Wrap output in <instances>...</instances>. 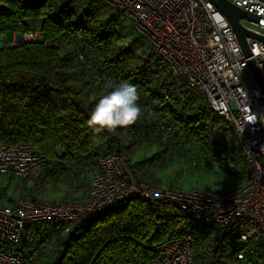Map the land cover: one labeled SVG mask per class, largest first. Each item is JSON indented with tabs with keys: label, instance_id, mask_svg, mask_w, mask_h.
Segmentation results:
<instances>
[{
	"label": "trees",
	"instance_id": "trees-1",
	"mask_svg": "<svg viewBox=\"0 0 264 264\" xmlns=\"http://www.w3.org/2000/svg\"><path fill=\"white\" fill-rule=\"evenodd\" d=\"M75 2L0 0L4 6L0 9L1 36L25 35L29 26L43 34L32 42L0 48V143L29 144L35 152L52 159L38 170L45 175L61 164H72L76 156L95 159L98 155L122 154L136 177L143 180L140 169L128 160L132 146L152 136L160 143L164 141L165 150L183 146L175 142L176 132L169 128L174 122L181 132L179 140L197 136L223 173L234 174L236 160L246 169L237 146H220L221 151L217 148L223 134L236 143L228 124L194 96L185 80L172 78L159 68L149 47L148 52L141 53L145 43L149 46L143 38L132 30L133 38L117 45L127 37L121 32L124 20L111 10L99 9L95 0H89L82 12ZM98 13L110 14L108 20L98 19ZM75 31L83 32L85 44L102 54L103 61L78 59L76 48L81 49V42L73 37ZM65 35L71 41L62 45L58 40ZM153 80L160 81L156 87L151 86ZM168 81L181 82L189 92L180 110L170 102V94L162 92ZM109 82L134 85L142 115L136 123L115 132L96 133L86 121L96 100L110 90L106 87ZM188 108L193 114L183 118ZM230 155L233 159H228ZM155 158L157 155L149 162ZM228 160L233 168H226ZM143 181L157 186L150 180ZM185 220L183 213L167 202L149 204L138 196L130 197L93 216L67 236L53 223L62 237L55 239V256L43 264H147L155 258V249ZM27 232L29 226L23 235ZM205 257L197 255L195 263L204 264ZM31 259L29 253L27 264H37ZM208 264H227L221 247Z\"/></svg>",
	"mask_w": 264,
	"mask_h": 264
},
{
	"label": "built area",
	"instance_id": "built-area-1",
	"mask_svg": "<svg viewBox=\"0 0 264 264\" xmlns=\"http://www.w3.org/2000/svg\"><path fill=\"white\" fill-rule=\"evenodd\" d=\"M227 1L255 17L239 23L264 39V0ZM97 3L102 11L111 10L128 21L133 32L149 44L157 66L172 78L185 80L194 96L228 124L245 160L244 183L227 192L161 188L138 179L124 155H98L82 200L72 196L51 204L26 197L0 199V264H27L26 255L18 250L26 227L50 222L67 236L106 208L134 196L149 204L167 202L186 218L147 264H194L200 254L208 264L218 246L227 264H264V98L249 65L253 60L264 83V42L246 37V57L228 21L208 0ZM0 9H4L1 3ZM74 33L81 42V49L76 48L80 61H103L102 54L85 44L82 31ZM42 35L29 26L13 42H5L2 36L1 45L13 47ZM70 41L67 35L58 40L62 45ZM51 162L29 144L0 143V176L25 179ZM228 166L233 168L229 160Z\"/></svg>",
	"mask_w": 264,
	"mask_h": 264
},
{
	"label": "rangeland",
	"instance_id": "rangeland-1",
	"mask_svg": "<svg viewBox=\"0 0 264 264\" xmlns=\"http://www.w3.org/2000/svg\"><path fill=\"white\" fill-rule=\"evenodd\" d=\"M76 1L77 2H75L74 6L76 7V9L79 10V12H82L84 8L87 6V3L89 2V0H76ZM95 1H96L95 4L98 5L97 0ZM109 15L110 14L105 15V13H100V14L98 13L96 17L98 19H102L106 21L108 20ZM121 24L124 25L123 28L125 30H123L122 25H119V28H122L121 32L127 37H125L124 41L119 40L117 42V45L127 43V41H129L130 38H133V35L131 34L132 29L130 23L128 21H122ZM4 40L5 42H10L12 41V37L10 36V34H7L5 35ZM143 47L144 48H141L140 50L141 53L143 51L148 52V47L150 48V46H148L145 43ZM141 53L140 52L137 53V56H140ZM155 139L156 138L152 136L151 139L145 140V138H142L141 140L137 141L136 145L134 144V147L132 148L128 160L132 164V166H135L136 162L141 161V159L144 158L145 156H147L149 158L148 160L150 161L153 158L152 153L156 154L157 158L154 159V164L152 166L151 164L150 165L147 164L146 166L145 165L142 166L143 169L140 167L141 170L145 171L146 174L152 176L154 179L156 178L159 179V181L156 184L160 186L174 187V188L200 187L211 190L213 192H227L243 185L244 183L243 179L245 178V170L243 169L242 165H240L236 160V165L234 166V168L236 169H233L235 173L234 174L223 173L222 169L219 167V164L216 162L215 158L209 153L207 146L204 143L199 142V140L194 142L193 144H190L189 146L187 145L186 148L182 150L180 149L165 150L162 149L163 148L162 146H165V143L163 144L158 143L157 141L159 140L157 139L155 140ZM143 141L146 142L141 143ZM224 142L236 146V143L232 142V140L228 138L227 140L219 141L217 148H220V151L221 149H223L220 146L225 145ZM146 146H150L151 149L148 150ZM220 156L225 157L222 154ZM149 161L146 162L148 163ZM226 168L229 169V166L228 167L226 166ZM38 172L39 171H35L31 173L26 178L27 180H20L14 177H5L1 175L0 198L9 197V198L17 199L26 196L25 194H21L22 186L27 181L30 183H35L36 178L39 175ZM56 187H57L56 189L59 190V187L61 186L60 184H58ZM42 188L43 187L41 186V188L39 189ZM45 197L47 198V200L52 201L51 198L48 197V195H46ZM47 202L51 204H56L49 201ZM31 227L32 226H29L30 229ZM41 229L42 228H40L37 231L35 226L32 232L34 233L35 231H37L35 233L36 237L32 239V242L36 241L37 247L43 250L42 252H38L35 255H33L32 252L31 261L32 263L35 262L37 264H43L47 261H50L57 252L56 245L54 248V242L56 236L53 235L52 232L48 234L40 232ZM31 244L32 243H28L27 246L28 248H26L27 251L32 250L30 246ZM30 251H28V254L31 253ZM195 264H200V263L196 262Z\"/></svg>",
	"mask_w": 264,
	"mask_h": 264
},
{
	"label": "crops",
	"instance_id": "crops-1",
	"mask_svg": "<svg viewBox=\"0 0 264 264\" xmlns=\"http://www.w3.org/2000/svg\"><path fill=\"white\" fill-rule=\"evenodd\" d=\"M10 36L12 37V41H15L16 39H20L19 34L16 33H11ZM160 81L156 82L153 80L151 86L156 87L159 84ZM167 91L170 94V102L176 106V108L178 110L181 109V107H183L186 103V98H187V94L189 93L187 91V88L185 86H183V84H181V82H173V81H168L167 84H165V90H163L162 92ZM193 114V111L190 110V108L186 109L185 111V115L183 116V118H187L188 116H191ZM170 129H174V132H176V136L177 138L175 139V142H177L178 144H183V146H174L175 149L179 148V149H184L186 148V146L193 144L194 142L198 141L201 142V139H198L197 136L192 135L191 138H184L181 141L179 140L178 136H181V132L177 131V125L176 123L172 122L171 125H169ZM152 137H149V139H151ZM221 141L223 140H227L229 137L226 136V134H223L220 137ZM218 139V138H217ZM231 139V138H230ZM177 140V141H176ZM232 140V139H231ZM129 139L125 142L124 144H128ZM146 141H143L141 143H145ZM158 143H160L159 141H157ZM164 143V141H162ZM233 142V140H232ZM161 143V144H163ZM225 143V142H224ZM235 143V142H234ZM138 145V144H137ZM225 145L227 146H231L228 143H225ZM233 146V145H232ZM237 146V145H236ZM134 146H132L133 148ZM148 150H150V146H146ZM162 149H165L166 146H162ZM170 148V147H169ZM233 148H235V145L233 146ZM177 149V150H179ZM167 150V149H166ZM169 150V149H168ZM153 156H155L156 154L152 153ZM152 156V157H153ZM151 157V158H152ZM149 158L147 156H145L144 158L141 159V161H137L135 164V168L138 167L140 169V178H144L150 181H153L154 183H157L159 181V179H154L152 176L148 175L145 173V171H142L141 168L143 165H147V164H151V166L154 164L152 162H145L147 161ZM228 159H233V157L230 155L228 156ZM93 158L91 159H86L85 157L82 156H76L74 158V161L72 164H61L58 167H54L51 172L48 175H45L44 173H41V171H39V175L36 178V182L35 183H30V182H25V184L22 186V193L21 194H25L27 198H30L32 200H45V201H49V202H53V203H61L64 202L66 199L75 196L76 199L78 200H82L85 198L86 196V192H87V187H88V183H89V171L90 168L92 166L93 163ZM149 161V160H148ZM132 165V164H131ZM141 167V168H140ZM143 169V168H142ZM245 170V168H244ZM152 177V178H150ZM18 179V178H16ZM20 180H27L25 179H20ZM244 180V179H243ZM60 184L61 187H59V190H57L56 186ZM49 185V187H48ZM157 186L161 187V188H174V187H165V186H160L158 184H156ZM41 186L43 187L42 189ZM49 188V189H48ZM62 189V190H61ZM45 191V192H44ZM49 192V194H48ZM46 195H48L49 198H51L52 201L47 200V198L45 197ZM9 198V197H8ZM1 199V198H0ZM9 199H14V198H9ZM32 226L31 229L29 228V232H27L26 234L23 235V239H22V243L21 245L18 247L19 251H22L27 257H28V251L30 250H26V248H28V243H32L31 246V253L33 252V255H35L36 253L40 252V248L37 247L36 245V241L32 242V239H34V237H36L35 233L40 229V232H43L45 234H48L50 232H52L53 235H55V239L56 238H60L62 237V234L60 233L59 228H57L53 223H49V222H45V223H41V224H35V225H30ZM36 226L37 231L33 232V228ZM38 226V228H37ZM29 233V234H28ZM50 234V235H52ZM55 242H54V246H55Z\"/></svg>",
	"mask_w": 264,
	"mask_h": 264
},
{
	"label": "clouds",
	"instance_id": "clouds-1",
	"mask_svg": "<svg viewBox=\"0 0 264 264\" xmlns=\"http://www.w3.org/2000/svg\"><path fill=\"white\" fill-rule=\"evenodd\" d=\"M106 87L110 90L96 100L86 121L87 126L96 133L115 132L118 128L136 123L142 115L137 103L139 95L134 85L109 82Z\"/></svg>",
	"mask_w": 264,
	"mask_h": 264
},
{
	"label": "water",
	"instance_id": "water-1",
	"mask_svg": "<svg viewBox=\"0 0 264 264\" xmlns=\"http://www.w3.org/2000/svg\"><path fill=\"white\" fill-rule=\"evenodd\" d=\"M208 1L211 2L216 7V9H218L223 14V16L226 18V20L228 21V23L230 24L233 30V33L235 34V37L238 41V44L240 45L242 49L243 54L246 57L249 56V51H248L247 44H246V37H254L264 42L263 38H260L246 31L239 23L240 19L254 20L255 17L253 15L233 6L227 0H208ZM19 37H20V34H19ZM1 40H2V36L0 35V41ZM1 47L2 46L0 44V48ZM249 65L254 75V78L258 84V87L261 90L262 96L264 98V83L255 67L254 61L250 60Z\"/></svg>",
	"mask_w": 264,
	"mask_h": 264
},
{
	"label": "snow or ice",
	"instance_id": "snow-or-ice-1",
	"mask_svg": "<svg viewBox=\"0 0 264 264\" xmlns=\"http://www.w3.org/2000/svg\"><path fill=\"white\" fill-rule=\"evenodd\" d=\"M161 175H163V174H161Z\"/></svg>",
	"mask_w": 264,
	"mask_h": 264
}]
</instances>
